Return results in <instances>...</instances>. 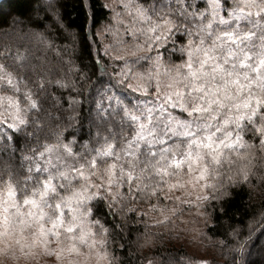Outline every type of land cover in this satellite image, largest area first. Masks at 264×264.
I'll use <instances>...</instances> for the list:
<instances>
[{
  "label": "snow or ice",
  "instance_id": "1",
  "mask_svg": "<svg viewBox=\"0 0 264 264\" xmlns=\"http://www.w3.org/2000/svg\"><path fill=\"white\" fill-rule=\"evenodd\" d=\"M30 3L9 0L7 13L0 3V15L20 26ZM103 7L112 13L104 32L115 43L98 50L95 83L71 57L74 76L51 78L19 48L0 45V149L20 161L0 170V262L19 253L64 264L65 252L79 256L97 246L105 258L107 220L121 221L111 229L122 233L129 219L156 213L154 224L162 225L182 205L227 200L253 174L243 167L231 174L236 159L252 141L264 153V0H117ZM41 42L54 46L44 36ZM85 104L89 128L78 136ZM49 120L61 122L54 140L41 136ZM67 129L76 130L64 136ZM228 236L231 243H221L232 264H257L244 259L255 247L252 231L233 228Z\"/></svg>",
  "mask_w": 264,
  "mask_h": 264
},
{
  "label": "trees",
  "instance_id": "2",
  "mask_svg": "<svg viewBox=\"0 0 264 264\" xmlns=\"http://www.w3.org/2000/svg\"><path fill=\"white\" fill-rule=\"evenodd\" d=\"M86 2L90 8L83 7L82 0H31L30 7L24 10L23 24L20 26L12 25L9 16L0 15V45L11 46L13 51L19 48L28 56L29 65L34 66L37 73L51 78L66 73L69 77L74 76V73L68 71L66 63L71 57L78 67L91 76V83H95L99 76V65L95 64L94 60L103 55L98 50L102 45L115 43L103 30L104 26L110 23L112 13L103 7L104 0ZM49 3L54 5L55 11L48 8ZM8 4L9 0L2 2L5 13L10 11ZM16 27L18 34H14ZM41 36L51 39L54 46L47 47L46 43L41 42ZM173 59L178 62L177 57ZM104 60L109 62L107 57H104ZM115 64L118 65L119 62ZM108 71H113V68L110 67ZM45 107H48L47 103ZM88 107L85 104L80 108L79 119L83 128L77 132L78 136L87 134L90 119ZM52 111L55 112V109ZM60 126V121L49 120L41 136L47 135L50 140H54ZM75 130L67 129L63 135L68 136ZM252 143L254 147L249 149L245 156L236 159L231 173L235 174L242 167L250 169L253 173L251 182L230 188L231 196L227 200L221 199L211 202V205H205L208 223L202 235L201 249L208 252V257L205 258L207 264H232L233 253L221 242L228 240L231 243L228 233L233 228L245 234L252 231L255 247L250 248L251 255L246 253L244 259L264 264V253L261 252V245L264 244H261L260 240L257 241V237L264 232V181L259 179L264 175V153L258 151V141ZM19 164L17 156L0 149V170L16 169ZM189 213L188 210H182V213L175 216L167 213L171 220L162 225H155L154 221L160 217L156 213H149L146 220L129 219L123 224L122 233L118 229H111L113 223L121 224V221L109 219L105 222L101 215L102 222L110 229L107 234V249L115 258L112 260L113 264H147L145 258H150L157 264H169L173 260L201 264V257L190 251L183 239L181 222ZM145 239L148 243L141 247Z\"/></svg>",
  "mask_w": 264,
  "mask_h": 264
},
{
  "label": "rangeland",
  "instance_id": "3",
  "mask_svg": "<svg viewBox=\"0 0 264 264\" xmlns=\"http://www.w3.org/2000/svg\"><path fill=\"white\" fill-rule=\"evenodd\" d=\"M105 4L111 7L113 4L117 3V0H104ZM117 10H119V5H117ZM18 27H16L15 33L18 34ZM104 30V28H103ZM105 33V32H104ZM111 40L112 37L110 38ZM205 205L201 209L193 207H188L187 205H182V210H188L190 213L187 217L183 218L181 222L183 229V239H185V244L190 248V251L196 253L201 257L202 261H205L206 257H208V252L201 249V239L204 230H206V225L208 223V217L206 214L205 217ZM207 219V222H205ZM95 231V229H94ZM103 237H97V239H101ZM260 243L264 244V237H261ZM101 252L99 246L95 248L93 251H89L87 248L81 249V255L77 256L75 253L65 252L64 254V264H109L110 260H112V254L108 251V256L105 258H101L96 253ZM18 255V260L16 261H7L4 260L0 262V264H52L51 259L48 257H36L32 259L30 257H25L23 255ZM113 264V262H112Z\"/></svg>",
  "mask_w": 264,
  "mask_h": 264
},
{
  "label": "water",
  "instance_id": "4",
  "mask_svg": "<svg viewBox=\"0 0 264 264\" xmlns=\"http://www.w3.org/2000/svg\"><path fill=\"white\" fill-rule=\"evenodd\" d=\"M4 0H0V3H2Z\"/></svg>",
  "mask_w": 264,
  "mask_h": 264
}]
</instances>
